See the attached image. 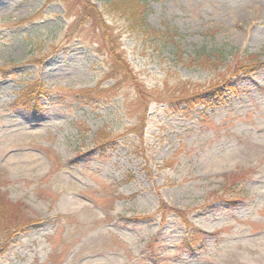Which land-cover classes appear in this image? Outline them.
Returning <instances> with one entry per match:
<instances>
[{
    "label": "rangeland",
    "instance_id": "374dc122",
    "mask_svg": "<svg viewBox=\"0 0 264 264\" xmlns=\"http://www.w3.org/2000/svg\"><path fill=\"white\" fill-rule=\"evenodd\" d=\"M90 1L102 26L80 0H0V192L40 221L0 235V264H264V0H142L175 37L152 40ZM106 38L143 87L113 76ZM36 83L39 105L17 107ZM197 93L214 107L185 110ZM162 202L208 234L197 249Z\"/></svg>",
    "mask_w": 264,
    "mask_h": 264
},
{
    "label": "trees",
    "instance_id": "16d2710c",
    "mask_svg": "<svg viewBox=\"0 0 264 264\" xmlns=\"http://www.w3.org/2000/svg\"><path fill=\"white\" fill-rule=\"evenodd\" d=\"M52 1V0H51ZM84 7L83 16L84 19H88V21L95 20L96 22L102 26L103 18L105 15L97 9V7L90 0H80ZM105 10L107 13L110 11L115 13H120L123 19L128 23V29L131 31H136L138 28L143 30L142 36L144 39L158 38L159 35L167 36L175 39V37H171L169 35V31L162 32L161 34L153 31L147 25V6L142 0H107L106 4H104ZM107 8V9H106ZM81 26L84 23H80ZM99 25V26H100ZM101 28V27H100ZM103 31V30H102ZM104 35L108 34L106 30L103 31ZM173 36V35H172ZM175 36V35H174ZM106 44L109 48V59L112 62V71H116L117 73L113 74V76L120 75L124 79L131 80L134 84L133 86H141L140 82H137L133 70L127 61L126 57H124V53L121 52V45L116 44V42L112 40H108L106 38ZM250 57V56H249ZM256 57V56H254ZM257 58V57H256ZM219 60L216 57L211 56V54L206 53L205 51H200L199 54L195 55V60L192 61L197 64L199 67L205 68L209 64H214L212 60ZM255 59V58H254ZM215 61V62H216ZM254 65L250 67L238 66L237 72L241 73H250L254 72L255 66L257 62L253 61ZM238 74V75H239ZM140 93V90L138 88ZM236 91V89H234ZM45 92L43 86L39 83L32 84L28 86V88L19 96V99L16 102V106L20 108H28L32 110L34 107L39 105L38 98ZM92 90L77 92L76 94L79 96H85L86 93H92ZM237 92V91H236ZM234 92V93H236ZM215 94V93H213ZM211 97H208L206 94H193L188 95L186 97H182L179 100L181 104L185 106V110L188 112L196 109L197 107H205L206 109H211L214 107ZM110 138V137H109ZM107 138V139H109ZM105 139V140H107ZM110 140V139H109ZM100 144V143H99ZM248 173L239 175V177H235L233 182L227 185V189L232 193V197L230 199V203L233 205H237L243 201H245V184L248 178ZM236 176V175H233ZM224 198H217V200H208L206 203L202 204L197 209L199 211L206 210L210 208L214 201L222 200ZM161 208L159 212L162 213L163 218H167V213L176 216L183 225L189 230L188 238L183 243V249L192 251L197 249L198 243L201 240H205L208 237L206 232H203L201 229L197 228L190 221V214L187 211H179L177 209L169 207L165 202L161 203ZM25 208L21 203H10L6 196L0 192V235H4L6 237L5 243H10L14 241L21 234H25L29 231H32L36 228L40 221H36L31 219V217L26 216L24 213Z\"/></svg>",
    "mask_w": 264,
    "mask_h": 264
},
{
    "label": "bare ground",
    "instance_id": "6f19581e",
    "mask_svg": "<svg viewBox=\"0 0 264 264\" xmlns=\"http://www.w3.org/2000/svg\"><path fill=\"white\" fill-rule=\"evenodd\" d=\"M204 232V231H203Z\"/></svg>",
    "mask_w": 264,
    "mask_h": 264
}]
</instances>
